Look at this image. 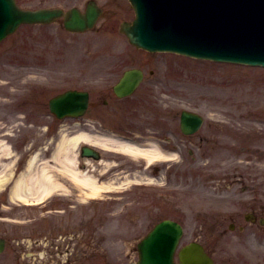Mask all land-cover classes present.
I'll use <instances>...</instances> for the list:
<instances>
[{"label":"rangeland","instance_id":"1","mask_svg":"<svg viewBox=\"0 0 264 264\" xmlns=\"http://www.w3.org/2000/svg\"><path fill=\"white\" fill-rule=\"evenodd\" d=\"M84 1L17 0L23 7L83 6ZM98 1L105 6V9L98 27L93 31L71 34L57 24L28 25L20 27L0 44V140L1 142L8 140L13 151L18 154L24 153V149L28 147L29 150L38 147L41 151L40 157L47 158L59 139L58 125H55L46 112L49 97L68 87L87 88L91 85V80L99 75L105 79L114 78L109 68L113 62L122 68L140 66L145 71L153 69L156 82H150L147 77L146 83H142V88L129 98L128 102L122 104L129 113H135L137 116H148V109L154 106L156 137L174 130L175 120L172 117L169 119V116L178 115L176 111L181 108L196 110L206 117L207 122H215L219 125L217 129L202 127L191 139L185 138L186 144L174 141L173 139L177 137L172 136L171 145L176 146L172 150H176L179 157L158 164L162 167L168 164L171 175L169 177L167 172L166 179L165 171L161 172V176L156 178L160 184L156 185V192H162L161 195H175V203L188 208L189 217L186 221L189 232L194 228H203L205 225L193 213L192 205L195 199L190 197H197L196 202H204L199 201L201 199L217 198L226 201V197L240 194L238 184L217 185L220 175L210 179L208 173L213 172L216 176L225 173L227 177H224L225 183L231 180L230 177H233L236 169H239L244 175L255 177L256 181H264V68L213 63L171 53H156L153 59L147 60L148 54L131 47L117 32V20L131 16L128 4L124 0ZM147 74L149 73L146 72ZM150 79L154 80L152 76ZM102 93L96 90L92 97L95 100V97L101 96ZM141 99H144L143 103H139ZM72 125L73 122H66L64 126L67 129L63 131L66 134H73ZM45 126H48V130L44 128ZM80 127L84 130L88 125L81 124ZM204 135L209 139H205ZM206 144L212 145L208 153L213 158L210 163L205 161V156H208L207 151L204 154ZM240 146L243 149H239ZM188 149L192 150L190 154ZM247 157L250 160L245 161ZM102 158L106 161L118 162L117 159H112V156ZM103 162L99 163L105 165ZM130 164L132 168L123 169L125 171L121 173L123 177H119L118 180L147 181L146 172L138 169L141 166L135 167L133 162ZM101 180L106 178L102 177ZM260 188L264 190V182ZM148 196L145 195L142 200L145 205L148 199L151 200ZM143 204V202L138 204L136 210L122 221L101 220V217L110 218L111 213L114 216L118 215L119 210L116 208L112 210L105 208L101 216L99 213L103 210L97 209L95 218L98 222H93L95 225L83 220L90 211L87 208H81L71 215L75 222L77 221L79 228L84 225L78 234L81 244L84 245L85 256L89 257L87 251L90 246L84 244L86 242L84 237L93 234L99 239V243L103 242L111 251L115 264L135 262V244L152 221V217L146 215L143 218L137 217L134 224H131L134 214ZM40 212L39 208L26 211L12 210L11 216L27 219L30 216H39ZM220 221L226 226V220ZM42 223L35 221L30 230L33 242L39 241V246L43 238L36 237L37 230L41 231V226L48 227V222ZM97 224L103 228H98ZM64 225L68 229L77 228L68 219L67 222L64 220L60 222L61 227ZM88 229L92 230L88 231ZM121 230L127 231L122 233ZM198 234L207 247L215 251L217 263L227 264L222 250L224 248L216 246L213 236L207 231L196 233ZM236 234L237 232L231 233L233 251L239 242ZM46 236L48 239L45 243H50L54 238L49 239L51 235ZM73 237V241L77 242L78 236L73 235ZM259 240L260 236L253 241L251 235H248L242 243L251 245L253 254L255 251L263 253ZM21 241V247L18 248L14 245L11 247L12 244L8 243V248L0 253V264H58L59 260L63 262L66 258V253L59 252H48L47 255L50 257H46V253L42 257L41 255L37 257L33 248H26L25 239L21 238ZM91 243V249H94L95 242L91 241ZM27 252L33 254L29 256ZM94 263H100L98 256Z\"/></svg>","mask_w":264,"mask_h":264},{"label":"water","instance_id":"2","mask_svg":"<svg viewBox=\"0 0 264 264\" xmlns=\"http://www.w3.org/2000/svg\"><path fill=\"white\" fill-rule=\"evenodd\" d=\"M130 1L135 9L136 19L132 25L124 26V31L137 45L151 50H172L216 60L264 65V0ZM8 2L9 15H14L8 26L29 18L42 20L58 15L55 11L41 10L34 15L25 16L9 0ZM5 7L4 1L0 11L4 12ZM76 14L72 13V24H66L69 28L82 29L93 24L98 11L96 7L90 6L85 15ZM137 74L136 71H130L122 84L129 78H137ZM85 105L86 93L73 91L51 101L52 109L58 113L82 109ZM185 116L191 117V127L199 120L192 115ZM178 235L179 231L166 252L156 250L158 255L152 257V264H173L171 255ZM142 253L144 254V250ZM179 257L181 264H185L182 251ZM138 264H151V256H141Z\"/></svg>","mask_w":264,"mask_h":264},{"label":"bare ground","instance_id":"3","mask_svg":"<svg viewBox=\"0 0 264 264\" xmlns=\"http://www.w3.org/2000/svg\"><path fill=\"white\" fill-rule=\"evenodd\" d=\"M69 136L64 134L63 132L60 134L59 140L56 144L55 156L61 159L62 168L69 172L72 178L75 180V184L79 188H86L91 195L98 194L102 189L111 188V183L101 182V184L93 180V178L86 174V172H80L77 169H73L76 165L75 160V151L77 149L78 143L81 142H90V143H98L103 147H117L122 151H126L131 155H143L146 157V161L153 158H171L175 153H164L161 152L154 145H150L149 148L138 147L127 142L117 141V139L113 137H101L100 135H92L90 132H85L82 130H78ZM7 146H3L2 151H7ZM54 156V157H55ZM38 155L34 154L28 163V170L26 173L21 174L17 179L14 192L16 196L20 195H35L37 198L44 196L50 190H52L56 185L52 181V176L48 174L46 171V167H42L38 169V171H34V164L36 163ZM87 165H91L90 161H86ZM106 164V163H105ZM108 165V164H107ZM2 168H0V179L3 177ZM21 193V194H20Z\"/></svg>","mask_w":264,"mask_h":264}]
</instances>
